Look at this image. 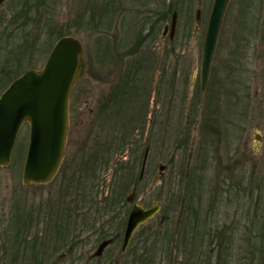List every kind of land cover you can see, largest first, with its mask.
Instances as JSON below:
<instances>
[{"label":"rangeland","instance_id":"obj_1","mask_svg":"<svg viewBox=\"0 0 264 264\" xmlns=\"http://www.w3.org/2000/svg\"><path fill=\"white\" fill-rule=\"evenodd\" d=\"M213 2L0 6V95L24 72L42 68L61 34L80 40L86 63L70 95L66 153L53 180L22 183L28 124L10 164L0 167V261L250 264L257 247V264H264V0L229 1L202 91ZM174 12L170 41L163 32ZM135 203H161V211L122 252ZM102 229L119 236L96 256Z\"/></svg>","mask_w":264,"mask_h":264},{"label":"water","instance_id":"obj_2","mask_svg":"<svg viewBox=\"0 0 264 264\" xmlns=\"http://www.w3.org/2000/svg\"><path fill=\"white\" fill-rule=\"evenodd\" d=\"M8 0H0V5ZM229 0H214L203 46L201 81L206 87ZM196 19L200 21L201 12ZM177 28V13L171 25V38ZM85 68L83 49L74 37L57 42L41 70H30L14 81L0 97V166L11 161V155L22 125H30L29 148L23 169V185L50 182L61 165L68 130L71 90ZM164 170V167H161ZM131 197H129L130 200ZM161 210L157 203L149 209L134 204L125 234V250L136 230L151 221ZM108 242L103 243L101 255Z\"/></svg>","mask_w":264,"mask_h":264},{"label":"trees","instance_id":"obj_3","mask_svg":"<svg viewBox=\"0 0 264 264\" xmlns=\"http://www.w3.org/2000/svg\"><path fill=\"white\" fill-rule=\"evenodd\" d=\"M68 35V34H67ZM67 35H65V34H61L60 35V38L61 37H64V36H67ZM142 157H140V159H141ZM133 161H134V159H133ZM132 161V162H133ZM135 162H137L136 160H135ZM111 201V200H110ZM113 207H115L114 205H112ZM93 207V206H92ZM115 208H117V207H115ZM121 209V208H120ZM116 211V210H115ZM115 211H114V213H115ZM117 212V211H116ZM90 213H92V209H91V211H89V213H84L83 214V216H87V217H91L89 214ZM117 213H119V212H117ZM70 219V217L69 216H67V219ZM68 222V221H67ZM89 223V222H88ZM98 238H99V240H101L100 241V243L102 242V241H104V240H106V239H113V240H117L118 239V236H114L113 238L111 237V235H110V237H108V233H106L105 231H103V229L101 230V231H99L98 232ZM30 238V237H29ZM26 239H28V238H26ZM25 239V240H26ZM31 239V238H30ZM33 249H35V248H33ZM32 249V250H33ZM47 257H49V256H47ZM46 257H43L42 259H45ZM48 261H49V259H48ZM136 263H139V264H142L143 263V259H138L137 261H134V264H136ZM0 264H7V261H5V260H1L0 261ZM43 264V263H42ZM47 264V263H46Z\"/></svg>","mask_w":264,"mask_h":264},{"label":"flooded vegetation","instance_id":"obj_4","mask_svg":"<svg viewBox=\"0 0 264 264\" xmlns=\"http://www.w3.org/2000/svg\"><path fill=\"white\" fill-rule=\"evenodd\" d=\"M167 36L169 37L168 31H167V34L165 37H167ZM258 250H259V248L255 247V249H253L251 251V263L250 264H257L258 263V260H259Z\"/></svg>","mask_w":264,"mask_h":264}]
</instances>
